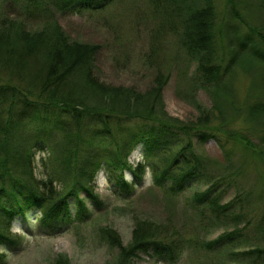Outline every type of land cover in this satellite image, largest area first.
<instances>
[{
  "label": "trees",
  "instance_id": "trees-1",
  "mask_svg": "<svg viewBox=\"0 0 264 264\" xmlns=\"http://www.w3.org/2000/svg\"><path fill=\"white\" fill-rule=\"evenodd\" d=\"M33 1L42 6L41 1ZM120 1L92 5L59 0V6L75 14L106 19L113 4ZM170 1L165 4L171 19L167 21L180 28L183 46L197 63L195 89L197 85L210 90L214 97L211 107L198 104L199 115L189 121L167 111L163 91L169 76L162 70L145 91L105 82L94 71L99 44L72 39L46 8L39 9L44 25L37 30L27 27L22 18L7 17L0 10V79L2 74L6 76L0 80V263L7 257L1 249L14 248L12 226L19 215L28 220V212L35 208L42 214L41 226L60 230L71 221L72 197L85 192L95 207H101L103 202L94 193V186L103 167L125 197H130L147 168L152 171L153 185L166 196L176 197L192 177L207 175L202 159L192 151L195 135L205 141L223 139L240 145L264 165V22H248L244 17L252 16V9L240 11L237 0H228L230 19L239 23H227L217 42L213 0H181L174 7ZM257 6L264 9V0ZM240 67L256 70L245 95L238 100L234 79ZM43 109L56 113L49 116ZM135 119L152 123L151 130L163 134H185L188 142L168 136L148 139L145 144L150 153L161 151L163 165L142 161L133 167L129 156L145 133L128 124ZM39 128L42 133L37 132ZM38 151L44 153L39 160ZM115 169L119 171L116 180L112 176ZM126 170L133 174V182L125 180ZM218 182L195 192L187 201L204 227L220 221L234 224L232 230L205 246L210 249L231 243L245 228L240 224L246 222L257 227L259 240L253 248L230 251L229 257L239 256L245 264H264V203L250 211L243 194L222 203V193L216 194ZM91 214L82 208L78 214L81 223L90 220ZM185 228L136 216L128 245L110 226L101 233L119 248L117 264H128L137 252L151 246L173 251L187 235ZM49 264L69 262L58 257Z\"/></svg>",
  "mask_w": 264,
  "mask_h": 264
},
{
  "label": "rangeland",
  "instance_id": "rangeland-1",
  "mask_svg": "<svg viewBox=\"0 0 264 264\" xmlns=\"http://www.w3.org/2000/svg\"><path fill=\"white\" fill-rule=\"evenodd\" d=\"M38 1H41V7L56 16L72 39L100 45L101 48L94 58V71L100 80L134 86L145 91L153 85L158 70H162L169 76L163 97L166 109L171 115L186 121L194 120L200 112L198 104L200 107L213 105L214 97L210 90L197 85L198 89H195L193 82L197 63L183 46L180 28H176L174 22L167 21L170 18L165 13L166 0H121L113 4L106 19L89 13L79 15L63 10L59 6V0ZM82 1L99 5L106 0H77L78 3ZM180 1L171 0L170 4L174 7ZM260 1L237 0L240 11L252 9V16L244 17L248 22H264V9L257 6ZM213 3L216 12L215 33L219 42L227 23L239 21H231L228 0H213ZM41 7L35 5L33 0H0V10L7 17H20L27 27L34 30L44 25L42 13L39 11ZM255 70L243 67L238 69L234 79L238 100L245 95ZM2 75L0 80H5L6 76ZM43 111L49 116L56 113L54 109ZM44 114L42 115L46 116ZM237 122L240 123L238 120ZM128 124L137 132L145 131L140 136L144 137L143 140L138 142L129 156V163L133 167L142 161L163 165L161 151L158 154V150H154L151 154L146 145L148 139L154 141L157 137L168 136L177 138L178 142H188L185 134L172 136L169 133H160L157 129L151 130L150 122L135 119ZM37 132L42 133L40 128ZM192 139V151L202 159L207 175L200 173L192 177L178 196L168 197L155 187L152 171L147 168L144 177L136 181L130 197H125L118 186H115V182L110 180L109 170L103 167L97 174L94 186V193L103 202L101 207H95L85 192L72 197L69 207L71 221L60 230L41 226L42 214L35 208L28 212V220L19 215L12 226L15 234L14 248L1 249L7 257L0 264H49L58 257L67 259L69 264H117L119 248L112 245L102 235L101 230L112 227L118 232L123 244L128 245L136 216L161 225L171 223L179 230L185 225L187 235L173 251H160L156 246H151L137 252V255L128 260V264H245L239 256L229 257V252L253 248L260 236L257 234V227L247 226L246 222H242L239 227L245 228L231 243L213 245L207 249V242L218 239L227 230H232L234 224L220 221L204 227L197 211L189 208L187 201L195 192L206 190L214 181H219L216 183L219 184L216 194L222 193L220 202L243 194L249 200L245 198L250 211L262 207L264 165L251 152L235 143L232 145L223 139L220 142L214 138L205 141L197 135ZM227 153L230 155L227 156ZM42 154L44 153L38 151V160ZM118 172L115 169L112 173L115 180ZM37 175L39 176L38 173ZM123 176L125 180L133 182L134 176L130 171L123 172ZM82 208L92 211L91 219L83 223L78 217Z\"/></svg>",
  "mask_w": 264,
  "mask_h": 264
}]
</instances>
